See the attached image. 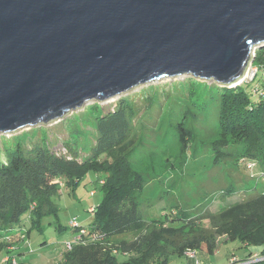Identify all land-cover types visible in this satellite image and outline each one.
<instances>
[{
	"label": "water",
	"instance_id": "1",
	"mask_svg": "<svg viewBox=\"0 0 264 264\" xmlns=\"http://www.w3.org/2000/svg\"><path fill=\"white\" fill-rule=\"evenodd\" d=\"M264 46V0H0V135L192 76L235 88Z\"/></svg>",
	"mask_w": 264,
	"mask_h": 264
},
{
	"label": "rangeland",
	"instance_id": "2",
	"mask_svg": "<svg viewBox=\"0 0 264 264\" xmlns=\"http://www.w3.org/2000/svg\"><path fill=\"white\" fill-rule=\"evenodd\" d=\"M245 84L248 92L255 87L262 90L264 72L250 66L238 86ZM216 87L224 88L213 81L182 76L142 85L111 100L90 102L62 120L16 134L0 135V162L6 163L8 149L18 142L29 149L34 144L49 146L52 152L69 158L76 154L78 161L83 162L91 156L96 143V119L115 111L120 102L126 101L137 115L133 135L138 146L129 153L127 161L140 183L133 198L141 216L150 222L165 216L172 218L183 211L181 217L188 222L211 228L210 221L203 218L264 193V183L252 177L244 164L247 160L240 157L243 147L231 145L221 149V145L216 144L221 132ZM259 96L258 93L253 99L259 100ZM181 126L185 128L186 140L181 138ZM263 169L259 164L255 172ZM102 176L88 173L75 190L67 188L66 180H57L56 184L62 187L55 198L58 218L47 217L43 232L34 229L25 216L23 228L0 231V264L10 260L7 251L13 253L19 263L62 262L64 244L71 241L75 233L70 222L77 218L87 226L94 217L89 209L96 208L104 199ZM28 231H31L30 236H27ZM139 235L138 232L117 240L132 241ZM216 247L214 254L203 246L198 251L189 250L195 252L193 257L188 256L189 251L184 255H171L165 264H238L251 253L253 258L254 254L261 257L258 249L247 248L239 241H228L226 236H217ZM127 257L120 260L125 261Z\"/></svg>",
	"mask_w": 264,
	"mask_h": 264
},
{
	"label": "trees",
	"instance_id": "3",
	"mask_svg": "<svg viewBox=\"0 0 264 264\" xmlns=\"http://www.w3.org/2000/svg\"><path fill=\"white\" fill-rule=\"evenodd\" d=\"M252 66L264 72V46L255 51ZM245 86L216 87L221 130L216 144L221 149L242 146L244 153L240 157L255 159L264 167V97L260 88L248 92ZM258 93L259 100H254ZM135 116L132 105L122 101L115 111L97 118L96 143L91 156L83 162L78 161L76 154L72 158L57 155L44 145L34 144L29 149L18 142L8 149L6 163L0 162V231L23 228L25 216L34 229L43 232L47 217L58 218L55 198L62 187L56 181L66 180L67 188L75 190L88 173L94 172L103 175L104 199L94 212L89 211L94 216L89 226L102 233L105 240L65 250L63 261L58 264H165L171 255H184L203 246L214 254L217 236L260 251L262 260L250 262L251 253L238 264H264V193L203 218L210 221L211 228L188 222L181 217L183 211L172 218L144 220L133 198L140 183L127 161L129 153L138 146L133 135ZM180 134L186 140L183 126ZM138 232L140 235L132 241L117 240ZM30 234L28 231L27 236ZM7 253L11 256L5 264H13V258L18 264H26L19 263L10 251ZM121 257L127 260L121 261Z\"/></svg>",
	"mask_w": 264,
	"mask_h": 264
},
{
	"label": "built area",
	"instance_id": "4",
	"mask_svg": "<svg viewBox=\"0 0 264 264\" xmlns=\"http://www.w3.org/2000/svg\"><path fill=\"white\" fill-rule=\"evenodd\" d=\"M259 48V47H258ZM257 48V49H258ZM254 56H255V51H254ZM251 67L252 64H251ZM257 69V68H255ZM260 95L264 97V88L260 92ZM64 155V154H62ZM243 160H247L246 163H244L247 166V170L252 172V177L253 178H258L260 181L264 183V170L255 172L256 168L259 166V162L254 160V159H246L243 158ZM101 184H104L103 181H100ZM95 193L93 192L92 195ZM95 208L90 209V212H94ZM70 226L75 230L73 239L71 241L66 242L65 249L66 251H71L74 247L76 246H83V245H88V244H93V243H102L105 240V236L98 232L95 231L92 227L90 226H84L81 224L77 218L72 219L70 222ZM253 249V248H252ZM253 251V250H252ZM258 251V250H257ZM188 256L193 257L195 256V252L189 251L187 252ZM255 258H251L250 262H257L262 260L261 257H258V255H253ZM13 264H18L15 259L12 260ZM234 263V261H232ZM248 262V263H250Z\"/></svg>",
	"mask_w": 264,
	"mask_h": 264
},
{
	"label": "crops",
	"instance_id": "5",
	"mask_svg": "<svg viewBox=\"0 0 264 264\" xmlns=\"http://www.w3.org/2000/svg\"><path fill=\"white\" fill-rule=\"evenodd\" d=\"M90 209H92V208H90ZM90 209H89V210H90ZM90 223H91V222H89V223H88V224H86V225H87V226H89V224H90ZM87 226H86V227H87Z\"/></svg>",
	"mask_w": 264,
	"mask_h": 264
}]
</instances>
